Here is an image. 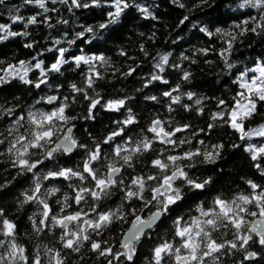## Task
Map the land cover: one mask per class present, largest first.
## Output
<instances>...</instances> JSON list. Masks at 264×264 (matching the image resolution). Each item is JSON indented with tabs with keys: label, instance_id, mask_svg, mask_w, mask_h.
Instances as JSON below:
<instances>
[{
	"label": "trees",
	"instance_id": "trees-1",
	"mask_svg": "<svg viewBox=\"0 0 264 264\" xmlns=\"http://www.w3.org/2000/svg\"><path fill=\"white\" fill-rule=\"evenodd\" d=\"M80 2L90 4L91 0ZM126 2L130 7L123 11L115 24L108 23L109 12L115 11L111 6L112 0H101V7L88 8L71 7V0L68 4L60 0L55 3L45 0L48 11L27 0H4L0 4V25L5 26L8 32L26 33L0 40V76L9 66H14L23 75L25 68H21L20 64L24 62V66H28L26 79L32 81L25 84L17 76L9 77L7 83H0V131L4 132L0 139L5 141L0 144V210H3L0 230L5 219L16 226L13 237H6L0 231V241L4 242L0 247L2 255H7L9 242L14 240L25 249L27 264H34L37 258L40 264H55L57 252L63 264H155L154 249L157 246L165 242L179 246L174 225L177 217L190 220L198 215V206L210 207L218 195L226 200L241 194L251 196L253 190L248 181L261 186L257 193L264 189V153L259 152L254 160L253 150L248 148L249 144L263 145L264 136L252 134L241 139V134L226 123L231 107L235 100L240 99L239 93L244 91L240 87L241 73L264 65V29L256 27L264 25V10L245 5L244 0ZM179 4L184 7H179ZM142 8L147 12L140 11ZM33 16L37 18V23L29 24L28 20ZM15 17L21 19L15 20ZM101 24H107V27L100 28ZM253 27H256L255 32L251 31ZM88 28L92 31H86ZM217 29L221 31L218 33ZM3 35L5 32H0V36ZM228 41H231L232 48L225 58L221 53ZM28 44L32 47H26ZM61 49L65 50L63 58L68 63L62 65L59 73L52 72L50 66L59 58ZM81 55H102L105 59L93 60L90 64L81 62L77 66L74 58ZM165 55L168 61L162 63L161 57ZM38 62L46 73L43 77L41 70L35 67ZM228 64L234 67L229 68ZM157 65L164 70L160 71ZM185 73L189 74L187 80L184 79ZM157 75L168 83L152 80ZM252 75L248 71L247 78ZM89 77L93 80L92 87L88 86ZM40 79H46L47 84L36 88L34 85ZM73 84L80 91H73ZM164 92H171L172 97L178 96L179 102L173 103L172 97L164 96ZM188 93L193 94L191 100ZM51 96L58 99L48 103L47 98ZM153 96L155 100L150 99ZM92 99H99L100 104L92 110V118H89ZM197 99L200 104H196ZM116 100H124L123 107L118 111L106 110L104 105ZM221 100L225 101L224 105L219 103ZM61 106H65V115L72 119L56 121L54 143L46 145L45 149H30L29 155L24 157L30 161L43 160L44 163L33 172L14 166L16 156L14 152H7V148L16 133L10 136L6 129L13 127L20 116L25 117L22 123L28 127L30 112L39 117L41 113H50ZM217 113H223L224 119L218 117L213 120ZM129 114L136 123L123 125ZM155 120H160L167 131L187 125L185 131L172 137L185 143L173 147L154 141L152 151L135 154L133 167L125 166L121 157L128 153L122 151L121 157H117L114 148L119 146L131 152L141 140H152L154 134L148 129ZM243 123L247 132L261 128L264 125V102L259 103L256 114ZM69 127H73L72 136L78 144L86 147H78L70 154L57 152L54 159H45L46 150L54 147ZM121 128L122 135L108 144L104 143L111 133ZM23 132L21 128L20 133ZM217 145L223 147L217 149ZM97 147L101 149V159L94 162L93 167L100 177L107 176L109 165L121 168L115 177L118 183L108 195L94 200L85 194V199L76 204L73 198L80 188L96 190L94 181L87 174H84L83 181L77 177L43 179L47 172L61 168L82 172L89 152ZM196 150L201 153L218 151L219 156L214 163L205 161L202 155L192 161L178 163L197 182L210 180V183L203 190H193L178 181L183 199L171 207L151 232L136 242L134 258L131 261L125 256L114 258L115 254L126 251L121 246V240L136 216L148 217L157 210L152 204L145 206L143 200L126 199L131 180L136 176L160 175L151 166L153 159ZM189 164L193 166L187 167ZM121 178L123 183L119 182ZM37 182L41 184L40 193L34 192ZM148 184L158 186L156 181H149ZM53 188L57 189L55 193L50 192ZM26 194L36 195L49 205L50 218L45 225L39 224L43 218V205L36 200L25 203ZM144 196L150 199L148 191ZM246 207L258 211L253 205ZM76 212H81L82 220L96 221L100 214L108 212L124 219L114 218L112 223L99 230L88 228L82 221L74 222L69 230H77L79 224L87 228L86 234L90 237L81 242L78 252H74L63 247L61 236L64 229L52 222L51 216L62 218ZM257 217L246 216V220L251 225ZM33 221L41 231L36 230ZM213 235L218 242L233 240L231 230L221 229ZM93 242L100 243L102 249L110 248L113 255L101 256L99 251H93ZM249 252H255L256 257L245 259ZM224 253L216 264H264V247L258 243L250 242L244 250L225 249ZM16 264L23 262L17 260ZM161 264H174V261L166 255ZM205 264H210V258H205Z\"/></svg>",
	"mask_w": 264,
	"mask_h": 264
},
{
	"label": "snow or ice",
	"instance_id": "snow-or-ice-1",
	"mask_svg": "<svg viewBox=\"0 0 264 264\" xmlns=\"http://www.w3.org/2000/svg\"><path fill=\"white\" fill-rule=\"evenodd\" d=\"M4 0H0L2 4ZM28 3H36L40 8L48 11L45 7V0H27ZM55 3L56 0H53ZM61 3L68 4L69 0H60ZM176 2V0H174ZM245 5H251L256 8L264 10V0H244ZM101 0H91V3L81 4L80 0H71V7L75 8H88V7H101ZM112 7L115 11L109 12V24H115L119 21V18L123 11L130 7L126 0H112ZM243 6V5H242ZM179 7H184L183 4H179ZM142 12H147V9H140ZM21 17H15V20H20ZM185 19H187L185 17ZM29 24H36L37 18L35 16L31 17L28 20ZM247 23V21H245ZM100 28L107 27V24L99 25ZM256 27L264 29V25L258 24ZM256 27L251 29L252 32L256 31ZM86 31L91 32L92 29L88 28ZM202 31H206L202 29ZM221 30L217 29L219 33ZM0 32H5V35L0 36V40L7 39L8 36L16 35H26V33H15L8 32L5 26L0 25ZM243 34V33H242ZM83 36V33L80 34ZM212 35V33H208ZM225 35H230L226 33ZM235 39V37H233ZM26 47H32L31 44L26 45ZM232 48L231 41L227 42V47L221 55L225 56L230 53ZM64 51L61 49L59 51V58L50 66V71L59 73L61 71L62 65L68 63L64 57ZM207 53V50H204ZM124 53H121L123 55ZM104 56H76L74 58L77 66L81 62L85 64H90L93 60L104 61ZM162 63H167L168 56L161 57ZM227 62V61H226ZM21 68L24 67V62L20 64ZM37 69L41 70V76H45L46 73L41 66V63L35 65ZM160 68V71H163L161 65H157ZM229 68L234 67L232 64H228ZM248 71H251L253 75L251 78L248 77ZM244 73H241V82L240 87L244 89L243 92L239 93L240 99L235 100L234 106L231 107L228 113V119L226 123L229 126L241 134V139H244L246 136L252 134L264 136V126L254 130L253 132H247L244 128V121L251 119L257 112V105L264 102V66L258 65L256 68L248 70ZM5 74L0 76V83H7L9 77L19 79L25 84H31L32 81L26 79L28 69H24L23 75L19 74V71L14 68V66H9L8 69L4 70ZM258 73V75L256 74ZM131 74V73H129ZM189 74H184V79L187 80ZM152 80H160L163 83H168L167 80H162L160 76H153ZM42 84H47L46 79H40L35 83L36 88H40ZM93 80L91 77L88 79V86L92 87ZM73 91H80L76 85L71 86ZM175 91V89H173ZM164 96L172 97L171 92H164ZM188 99L191 100L193 97L192 93H188ZM58 98L56 96H51L47 98L48 103L56 101ZM150 99L155 100L156 97L153 96ZM179 97H172L173 103L179 102ZM196 104H200L201 101L197 99ZM124 100L109 101L104 107L109 111H118L123 107ZM221 105L225 104V101L221 100L219 102ZM100 104L99 99H92L89 105V118H92L91 113L97 105ZM11 111V110H9ZM224 119L223 113H217L213 116V120ZM71 117L65 115V106L59 107L57 110L50 113H41L39 117L34 113L28 114L27 125L22 123L25 120L24 116H20L16 121L13 127L7 128L6 131L11 136L14 133V140L11 143V146L7 148V152L13 153L16 156L13 164L16 167H19L21 170H26L27 172H33L40 164H43V160L30 161L25 159L29 155L30 149L40 150L45 149V146L51 143H54V137L57 135L56 131V121L67 122ZM123 125H131L136 123L135 119L131 114L127 117L125 121L122 122ZM188 126L177 127L173 131H167L161 126L160 120H155L152 123V126L148 129L149 132L154 134L152 140L145 138L140 141L134 148L131 149V152L127 148L122 149L117 146L114 148V154L117 157H121V153L126 152L121 157L123 164L127 167H133L132 160L135 154H142L145 152H150L153 150L154 141H158L160 144L171 145L173 147L177 144L185 143L184 140H174L172 137L176 136L177 133L183 132ZM212 127V125H209ZM23 128L24 132L20 133V129ZM72 129L69 128L67 133L64 135L61 143L56 144L55 147L46 150L45 159L52 160L54 159V154L61 152L62 154H70L74 149L80 147L84 148L85 145H79L78 142L71 135ZM123 128L119 131L111 133L105 140L104 143L108 144L115 139V137L122 135ZM4 136V132L0 131V137ZM7 137H5L6 139ZM4 139H0V144H3ZM203 144V141H200ZM19 145V147H17ZM223 145H217L216 148H222ZM260 153H264V148L259 149ZM2 154V153H0ZM34 154V153H33ZM203 156L204 160L209 163H214L215 159L219 156L218 151H208L201 153L199 150L196 151H187L183 155H169L164 159L156 158L151 161V166L157 169L160 175H148L136 176L131 180V188L126 192V199L137 198L144 201L145 206L152 204L157 208L148 219H142L140 216H136L135 221L133 222L132 228L128 231L125 236L124 241L122 242V247L126 250L125 252L115 254L114 258L119 259L120 256H125L127 260L131 261L135 253V244L138 242L141 237L145 234V229H151L156 224L161 217L167 215L171 207L177 204L178 201L183 199L181 194V187L177 182L190 187L193 190H203L206 185L210 183V180H205L203 182H197L195 179L191 178L184 167H181L178 162L180 161H192L196 156ZM256 155L252 156V159H256ZM101 159V149L100 147L95 148L90 151L88 154V159L83 164L82 172H77L71 168H61L58 171H49L43 177L47 180L49 178H58L62 177L64 179H70L73 177L79 178L83 181L85 175L94 181L95 189L90 190L88 188H80L75 196L74 201L76 204H80L81 201L85 199V194L91 196L94 200H99L102 195H108L109 190L115 186L118 181L115 177L121 172L120 167L114 165H109V171L106 177H100L97 173V170L94 169L93 163ZM192 164L187 165V167H192ZM169 169H172L169 174ZM149 181H156L158 186L152 187L148 184ZM123 183V180L119 181ZM253 194L249 195H238L231 200H226L221 196H216L212 202L211 206L205 208L203 205L197 207L198 215L191 218L188 221H184L183 217H177L174 221L175 225V236L179 238V246H174L172 243L165 242L154 249V260L155 264H161L164 257L167 255L173 261L174 264H205V258H210V264H216L219 256L224 255L225 249H234V250H244L250 242L258 243L260 246L264 247V189L259 191L256 190L261 186L257 185L252 181H248ZM41 184L37 182L35 184V193H40ZM56 188L50 190L51 193H55ZM145 191L150 193V199L144 196ZM68 197H65L67 200ZM38 201L39 204L43 205V218L39 221L40 225H45V222L50 218L51 209L44 199H38L36 195H25V203L30 201ZM248 205H253L258 211H252ZM0 215H3V210H0ZM246 216L259 217L258 221H254L249 225V222L246 220ZM123 220V216H117L116 213L108 212L100 214L96 221L90 219L82 220L81 212H76L72 215H66L62 218H57L55 215L51 216V221L56 225H59L64 229V233L61 236V240L64 242L63 247L71 249L74 252L80 250L81 242L87 241L90 239L89 235L86 234L87 228L77 224V230H69V224L72 222H81L84 225H87L88 228L93 230H99L102 227L107 226L113 222V219ZM31 219V218H30ZM3 229L2 234L6 237H13L15 233V224L8 220H3ZM34 227H36L35 221H33ZM221 229L231 230L233 234V240L226 242H218L214 238V233L220 232ZM37 231L42 229L36 227ZM226 233H222L224 235ZM3 241H0V247H3ZM91 249L93 251H99L101 256L104 255H113L112 250L102 249L101 244L93 242L91 244ZM48 251H51L50 249ZM25 249L17 245L14 240L9 242V249L7 255L0 254V264H4L7 260L8 264H16L17 260L27 264V257L24 255ZM183 253V254H182ZM255 252H249L245 259H254L256 257ZM60 254L57 252L55 254V264H63V260L59 258ZM34 264H40L39 258L35 259Z\"/></svg>",
	"mask_w": 264,
	"mask_h": 264
},
{
	"label": "water",
	"instance_id": "water-1",
	"mask_svg": "<svg viewBox=\"0 0 264 264\" xmlns=\"http://www.w3.org/2000/svg\"><path fill=\"white\" fill-rule=\"evenodd\" d=\"M54 102H55V101H54ZM54 102H52V103H54ZM161 126H162V123H161ZM69 128L72 129V133H71V135H72V134H73V127H69ZM69 128H68V129H69ZM68 129H67V131H68ZM67 131L65 132V134L67 133ZM65 134H64V135H65ZM64 135H63V136H62V137H61V138L55 143L54 147L56 146V144L61 143V141L63 140ZM142 219H143V218H142ZM161 219H162V217H161ZM161 219H160V220H161ZM259 219H260V218L257 217V218H255L252 222H254V221H258ZM160 220L156 222V224L153 226V228L159 224ZM72 223H73V222H72ZM72 223L69 224V227L71 226ZM132 225H133V224H132ZM132 225H131V227L127 230V232L125 233L122 242L124 241L125 236H126V234L128 233V231L132 228ZM151 229H152V228H151ZM148 230H150V229H145V233H146ZM144 235H145V234H144ZM133 256H134V255H133Z\"/></svg>",
	"mask_w": 264,
	"mask_h": 264
},
{
	"label": "rangeland",
	"instance_id": "rangeland-1",
	"mask_svg": "<svg viewBox=\"0 0 264 264\" xmlns=\"http://www.w3.org/2000/svg\"><path fill=\"white\" fill-rule=\"evenodd\" d=\"M260 66H264V65H260ZM27 67H28L27 65L24 66V68H26V69H27ZM257 75H258V73H257ZM262 126H264V125H262ZM248 148H249V149L251 148V149L253 150V154H254V155H257V154L259 153V149H260V148H264V144H263V145H260V146H257V145H255V146H254V145L251 146V144H249V145H248Z\"/></svg>",
	"mask_w": 264,
	"mask_h": 264
},
{
	"label": "flooded vegetation",
	"instance_id": "flooded-vegetation-1",
	"mask_svg": "<svg viewBox=\"0 0 264 264\" xmlns=\"http://www.w3.org/2000/svg\"><path fill=\"white\" fill-rule=\"evenodd\" d=\"M154 212H155V211H154ZM152 213H153V212H152ZM152 213H151V214H152ZM140 217L143 218V219H148V218H149V216H148V217L140 216ZM134 221H135V219L133 220V222H134ZM160 221H161V220H160ZM133 222L131 223V225L133 224ZM73 223H74V222H73ZM73 223H72V224H73ZM72 224H71V225H72ZM131 225H130V227H131ZM130 227H129V228H130ZM155 227H156V226H155ZM155 227H154V228H155ZM129 228H128V229H129ZM154 228L148 230V231L145 233V235H143V236L141 237V239H142L143 237H145L149 232H151V230H153ZM128 229H127V230H128ZM126 232H127V231H126ZM126 232H125V233H126ZM125 233H124V235H125ZM124 235H123V237H124ZM122 240H123V238H122ZM122 240H121V246H122ZM122 248H123V247H122ZM135 254H136V247H135V253H134V256H135ZM182 254H183V253H182ZM134 256H133V258H134Z\"/></svg>",
	"mask_w": 264,
	"mask_h": 264
}]
</instances>
